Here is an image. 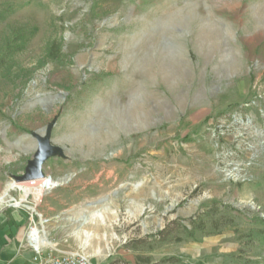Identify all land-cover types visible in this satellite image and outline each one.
I'll return each instance as SVG.
<instances>
[{
    "label": "rangeland",
    "instance_id": "374dc122",
    "mask_svg": "<svg viewBox=\"0 0 264 264\" xmlns=\"http://www.w3.org/2000/svg\"><path fill=\"white\" fill-rule=\"evenodd\" d=\"M2 10L0 264H32L36 226L45 252L89 264H264V0ZM55 118L43 178L59 184L7 192Z\"/></svg>",
    "mask_w": 264,
    "mask_h": 264
},
{
    "label": "water",
    "instance_id": "95a60500",
    "mask_svg": "<svg viewBox=\"0 0 264 264\" xmlns=\"http://www.w3.org/2000/svg\"><path fill=\"white\" fill-rule=\"evenodd\" d=\"M56 123V118L43 130V134H35L38 140L36 151L32 159L28 161L25 172L21 175H14L16 182H26L40 179L45 176L43 165L52 156L63 155L61 147L51 142V132Z\"/></svg>",
    "mask_w": 264,
    "mask_h": 264
},
{
    "label": "bare ground",
    "instance_id": "6f19581e",
    "mask_svg": "<svg viewBox=\"0 0 264 264\" xmlns=\"http://www.w3.org/2000/svg\"><path fill=\"white\" fill-rule=\"evenodd\" d=\"M57 184H59V182L53 181V180H51V179H49V178L46 177V178H43V184H42V187L41 188H38L37 187V188H33V189H26L25 191H26L27 194L34 193L35 194V197L37 199H40L42 197V195L45 193V191H47L48 189L53 188ZM16 187L17 188H20V189H23V187H24L23 182H16L15 181V182L10 183L8 185L7 192L10 189H13V188H16ZM13 200L14 199H6L4 197L0 199V201L3 202V203L11 202ZM13 205L20 206L21 205V202L16 201ZM24 206L26 208H28L31 212H33V213L36 212L35 206H28V205H24ZM97 216H101V212H100V210H98V209L96 210L95 209L94 211H92L91 215L88 218L85 219V222L87 220H89V219L93 220ZM40 219H41V224H44L46 222V220L44 218H40ZM32 236L34 237V240L32 241V244H33V246L36 249H39L43 245V243H45L47 241V239H46V237H47V231H46L45 228L42 229V228H39L37 226L36 227H33V229H32ZM87 240H88V238L85 239L86 242H87Z\"/></svg>",
    "mask_w": 264,
    "mask_h": 264
},
{
    "label": "built area",
    "instance_id": "2783aa9c",
    "mask_svg": "<svg viewBox=\"0 0 264 264\" xmlns=\"http://www.w3.org/2000/svg\"><path fill=\"white\" fill-rule=\"evenodd\" d=\"M42 245L32 260V264H89L86 255L79 252L63 251L56 249L58 254L45 252Z\"/></svg>",
    "mask_w": 264,
    "mask_h": 264
},
{
    "label": "trees",
    "instance_id": "16d2710c",
    "mask_svg": "<svg viewBox=\"0 0 264 264\" xmlns=\"http://www.w3.org/2000/svg\"><path fill=\"white\" fill-rule=\"evenodd\" d=\"M4 10L0 11V17H2L4 14ZM196 225V224H194ZM195 228L197 226H194ZM164 232L163 231H159L158 233H156V235H162ZM190 235H194L193 231H190ZM137 264H157V263H152L151 258L150 257H142V256H138L137 257Z\"/></svg>",
    "mask_w": 264,
    "mask_h": 264
},
{
    "label": "crops",
    "instance_id": "0c3cea01",
    "mask_svg": "<svg viewBox=\"0 0 264 264\" xmlns=\"http://www.w3.org/2000/svg\"><path fill=\"white\" fill-rule=\"evenodd\" d=\"M7 259H8V256L6 254L0 255V263H5L6 261H8ZM22 260L24 263L27 261L25 256H22Z\"/></svg>",
    "mask_w": 264,
    "mask_h": 264
}]
</instances>
